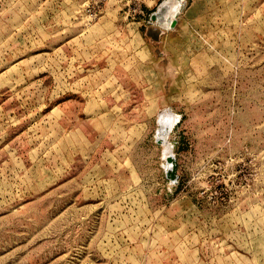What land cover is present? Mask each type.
<instances>
[{
  "label": "rangeland",
  "instance_id": "obj_1",
  "mask_svg": "<svg viewBox=\"0 0 264 264\" xmlns=\"http://www.w3.org/2000/svg\"><path fill=\"white\" fill-rule=\"evenodd\" d=\"M0 264H264V0H0Z\"/></svg>",
  "mask_w": 264,
  "mask_h": 264
},
{
  "label": "water",
  "instance_id": "obj_2",
  "mask_svg": "<svg viewBox=\"0 0 264 264\" xmlns=\"http://www.w3.org/2000/svg\"><path fill=\"white\" fill-rule=\"evenodd\" d=\"M165 9H166V6L164 5L160 9V12L163 11V10H165ZM154 16H155V14H154ZM174 160L175 159H174V156L173 155H169L168 156V161L172 163V166L169 168V171L168 172H169L170 176L175 179L176 178V174H175Z\"/></svg>",
  "mask_w": 264,
  "mask_h": 264
},
{
  "label": "crops",
  "instance_id": "obj_3",
  "mask_svg": "<svg viewBox=\"0 0 264 264\" xmlns=\"http://www.w3.org/2000/svg\"><path fill=\"white\" fill-rule=\"evenodd\" d=\"M92 99H89V101ZM97 100V99H96ZM73 102V100H72ZM88 102V101H87ZM90 104L91 103H87L85 109H83V112L86 113L87 112V117H95V113L93 112V115L91 114V109H90ZM101 113V110L98 109V114Z\"/></svg>",
  "mask_w": 264,
  "mask_h": 264
},
{
  "label": "bare ground",
  "instance_id": "obj_4",
  "mask_svg": "<svg viewBox=\"0 0 264 264\" xmlns=\"http://www.w3.org/2000/svg\"><path fill=\"white\" fill-rule=\"evenodd\" d=\"M167 113V112H166ZM165 114V113H164ZM168 115V114H167ZM166 117V116H165ZM163 119V118H162ZM169 151V150H168ZM169 162V161H168ZM169 168L172 166V163L171 162H169Z\"/></svg>",
  "mask_w": 264,
  "mask_h": 264
}]
</instances>
